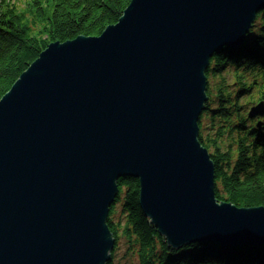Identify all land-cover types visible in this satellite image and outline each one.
Masks as SVG:
<instances>
[{
  "label": "water",
  "instance_id": "95a60500",
  "mask_svg": "<svg viewBox=\"0 0 264 264\" xmlns=\"http://www.w3.org/2000/svg\"><path fill=\"white\" fill-rule=\"evenodd\" d=\"M262 11L131 0L101 35L50 43L0 100V264L110 263L126 177L175 249L264 245V206L218 199L199 123L212 58L242 47ZM249 116L264 117V100Z\"/></svg>",
  "mask_w": 264,
  "mask_h": 264
},
{
  "label": "trees",
  "instance_id": "16d2710c",
  "mask_svg": "<svg viewBox=\"0 0 264 264\" xmlns=\"http://www.w3.org/2000/svg\"><path fill=\"white\" fill-rule=\"evenodd\" d=\"M131 0H30L20 7L0 0V100L52 42L99 36L119 21ZM240 48L216 54L207 70L208 101L200 139L215 163L220 201L239 207L264 206V118L249 116L256 94L264 100V11ZM251 94L249 97L245 96ZM249 102V103H248ZM109 225L137 264H264V245L225 246L210 241L171 247L140 205V181L120 178ZM121 205L124 223L115 218Z\"/></svg>",
  "mask_w": 264,
  "mask_h": 264
},
{
  "label": "rangeland",
  "instance_id": "374dc122",
  "mask_svg": "<svg viewBox=\"0 0 264 264\" xmlns=\"http://www.w3.org/2000/svg\"><path fill=\"white\" fill-rule=\"evenodd\" d=\"M14 1L20 7L21 6L24 7L23 5L25 3H27L28 1H30V0H11V2H14ZM252 29H254V28L252 27ZM251 94H256V96L254 97L253 101L252 100L249 101V102H252L253 104H251L249 106L248 111H250L251 108L255 104L258 103L257 100H258L259 95L257 94V92L254 90ZM251 94L245 96V98L249 97ZM115 218L121 224L124 223L125 218H124V214L121 211V205L120 204H117ZM114 264H137V260L134 257H132V255L130 254V252H128V246L126 245V243H125L124 240L120 241L119 249L116 251V254H115V257H114Z\"/></svg>",
  "mask_w": 264,
  "mask_h": 264
}]
</instances>
